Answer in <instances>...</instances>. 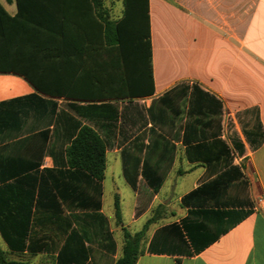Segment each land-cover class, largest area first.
<instances>
[{"label": "crops", "instance_id": "obj_1", "mask_svg": "<svg viewBox=\"0 0 264 264\" xmlns=\"http://www.w3.org/2000/svg\"><path fill=\"white\" fill-rule=\"evenodd\" d=\"M38 1L22 11L16 24L0 16V32L8 38L0 55L44 88L15 71H0V176L7 190L32 186L36 192L47 180L74 228L89 227L96 222L92 212L101 214L114 247L110 250L101 236L84 241L88 264H112L121 254L122 228L133 234L151 218L134 264H264V205L255 208L264 197V0H148L153 92L96 99L78 97L95 77L102 79L108 60L96 12L109 20L122 12L112 18L106 0L98 6L93 0ZM0 4L9 16L16 15L15 0ZM58 10L86 16V23L67 30L99 33V41L59 40L54 35L58 25L42 22ZM27 16L38 24L28 23ZM65 47L87 51L77 58L74 51L61 53ZM192 84L213 98L210 106L191 99ZM104 102L113 105L114 121L81 108ZM76 121L92 127L105 143L99 196L92 184L83 183L68 185L69 194L60 196L63 187L52 179L66 167L63 150ZM197 144L201 148H194ZM230 167L240 178L220 192L206 188L202 204L180 203L184 194ZM114 174L131 192L127 219ZM107 175L118 200V239L104 209ZM237 210L249 213L234 221ZM82 212L90 214L85 222L76 217ZM189 234L202 236L193 243ZM0 239L9 257L31 264L54 260L57 253L13 251L1 233Z\"/></svg>", "mask_w": 264, "mask_h": 264}, {"label": "trees", "instance_id": "obj_2", "mask_svg": "<svg viewBox=\"0 0 264 264\" xmlns=\"http://www.w3.org/2000/svg\"><path fill=\"white\" fill-rule=\"evenodd\" d=\"M17 5V13L9 16L4 7L0 4V16L10 20L12 23H18L22 19V11L34 7L38 0H15ZM98 6L100 0H93ZM43 3V2H42ZM65 3V2H64ZM103 14V11H102ZM100 11L96 12L97 17H101L103 29L101 34L102 41L107 44L108 60L105 66H102V79L95 77L90 82V90L79 94L80 99H96L101 95L112 97L118 94L126 96H140L151 94L153 92V78L151 69V45L149 40V15L148 0H123L122 15L116 20L105 18ZM57 16L47 14L42 18L44 26L52 20L58 25V31L55 36L59 40L66 42L70 40H92L99 41V33L93 32H76L72 33L67 30L68 26L86 23V16L74 17L65 11L58 10ZM28 23L35 22L38 24L34 16H27ZM50 35V34H49ZM8 38L3 32H0V48L6 45ZM74 51L77 58L83 50L76 48L68 50L66 47L61 48V53ZM78 70V68H76ZM0 71H15L28 79L37 89H43L42 86L27 72H20L15 67L6 62L3 54L0 55ZM191 99L202 102L210 106L213 99L207 92L202 91L199 86L192 84ZM46 90V89H45ZM82 109L92 108V115L107 117L110 121L115 119V110L113 105L108 102L95 104H87L81 106ZM100 110L95 112L94 109ZM209 110H211L210 107ZM81 116H89L90 113L78 112ZM68 144L64 147V161L66 165L57 170V176L52 179L54 185H61L60 196H67V186L75 183H83L84 185H93L97 190V196L100 194V181L104 177L105 167V143L100 135L92 127L75 123V132L68 138ZM202 145L197 144L194 148H201ZM190 152V148L187 149ZM226 155L228 150L226 149ZM209 163L210 160H205ZM240 178V173L236 167H230L221 172L215 178L200 184V186L184 194L180 203L183 205L197 206L206 201V188H214L218 192L221 188L226 187L233 179ZM0 176V183L3 181ZM51 179V178H50ZM24 180V179H23ZM31 180V179H29ZM244 183V181H242ZM131 186L134 185L129 180ZM220 188V191H219ZM34 187L20 188L8 191L6 185L0 184V233L10 250L23 251L26 250L32 254L38 251L57 250L55 259L45 258L38 264H88V249L84 245V241H89L92 236L107 238L108 247L113 250L114 244L110 237V232L105 226L104 217L92 212L96 222L89 227L86 223L79 225L78 228L72 227V219L64 214L55 191L47 180L43 179L38 185L36 192ZM216 191V192H217ZM213 192L214 195H217ZM97 206V204H96ZM114 216L116 221H120L119 206L117 197H114ZM97 209V208H96ZM97 211V210H96ZM194 213V211H191ZM231 214L232 211L222 212ZM249 210H237L234 212V221H239ZM73 216V215H72ZM88 212L76 215V217L85 222V218L89 217ZM152 221L148 219L142 228L131 234L125 228H122V248L120 256L112 262V264H134L139 253V245L148 224ZM34 226L41 230V234L37 235ZM186 228V226H185ZM190 231V229H189ZM199 234H189V238L193 243L198 241ZM202 236V235H199ZM54 237V239H52ZM202 240V237H200ZM62 240L60 245L59 241ZM204 240V239H203ZM202 240V241H203ZM205 241V240H204ZM210 240H206L208 243ZM204 244H201L203 246ZM0 264H31L23 258H11L7 252L0 247Z\"/></svg>", "mask_w": 264, "mask_h": 264}, {"label": "rangeland", "instance_id": "obj_3", "mask_svg": "<svg viewBox=\"0 0 264 264\" xmlns=\"http://www.w3.org/2000/svg\"><path fill=\"white\" fill-rule=\"evenodd\" d=\"M107 4H108V8L110 10L111 16L112 18H117L121 15L122 12V8H123V3L122 0H106ZM112 182H114V184L116 185L121 197L123 198V204H122V215L124 217V219L128 218V208L130 207V203H131V197L130 194L131 192L129 191L128 187H126V185L124 184V182L122 181V179L120 177H117L116 174H114L113 180ZM112 182L111 179L109 178V176L107 175L106 179H105V192H104V199H103V203H104V209L106 211V213L108 214V216L111 218V227L113 228L114 234H116V239H118V227L116 224V221L114 222V215H113V203H114V197L113 194L111 192V188H112ZM134 228L131 226L129 227V230H133ZM118 241V240H117ZM119 243V242H118ZM0 245H3V242L0 239ZM37 259L34 261L36 263ZM38 264V263H37Z\"/></svg>", "mask_w": 264, "mask_h": 264}, {"label": "built area", "instance_id": "obj_4", "mask_svg": "<svg viewBox=\"0 0 264 264\" xmlns=\"http://www.w3.org/2000/svg\"><path fill=\"white\" fill-rule=\"evenodd\" d=\"M224 125H226V123ZM262 205H264V197L259 198L258 202L255 205V208L261 207Z\"/></svg>", "mask_w": 264, "mask_h": 264}]
</instances>
